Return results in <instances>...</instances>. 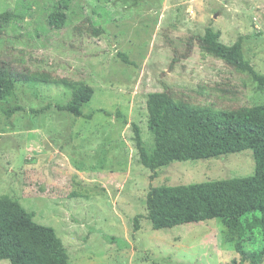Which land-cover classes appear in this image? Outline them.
<instances>
[{
  "label": "rangeland",
  "instance_id": "obj_1",
  "mask_svg": "<svg viewBox=\"0 0 264 264\" xmlns=\"http://www.w3.org/2000/svg\"><path fill=\"white\" fill-rule=\"evenodd\" d=\"M59 3L0 0V13L16 15L0 30V62L85 83L94 94L77 117L58 107L72 88L17 82L0 102V196L53 226L69 264H249L237 242L258 249L260 233L241 241L221 218L154 229L146 199L153 186L252 175L253 150L174 160L153 175L139 160L135 125L151 151L153 92L220 109L264 104V83L203 52L197 38L212 27L227 45L240 40L245 61L264 75V0H72L57 29L48 16Z\"/></svg>",
  "mask_w": 264,
  "mask_h": 264
},
{
  "label": "trees",
  "instance_id": "obj_2",
  "mask_svg": "<svg viewBox=\"0 0 264 264\" xmlns=\"http://www.w3.org/2000/svg\"><path fill=\"white\" fill-rule=\"evenodd\" d=\"M71 1L60 0L49 14L52 28L65 26ZM15 17L12 11L0 13V30L9 26ZM197 38L203 52L249 70L256 80L264 83V75L245 61L240 40L227 45L220 41L221 32L212 27ZM18 81L26 84L41 81L72 88L71 100L58 107L77 117L85 116L82 107L94 94L93 87L85 83L49 71L14 70L0 62V102L14 93ZM147 104L154 146L151 151L147 149L137 125L135 139L139 160L153 175L157 168L174 160L214 158L245 149L253 150L256 162L255 173L249 176L151 187L146 208L153 228L221 218L228 231L241 241L248 233L261 234L260 248L247 250L237 242L236 250L241 254V262L264 264V104L220 109L177 100L169 91L150 93ZM21 109L16 105L7 108L5 113L11 116ZM34 112L40 114L42 110ZM140 217L135 218L136 230L140 229ZM1 259H8L12 264H69L68 251L56 229L39 223L34 212L8 195L0 196Z\"/></svg>",
  "mask_w": 264,
  "mask_h": 264
}]
</instances>
